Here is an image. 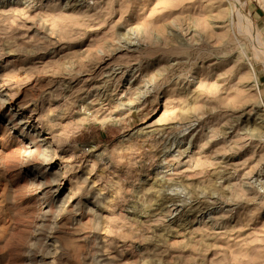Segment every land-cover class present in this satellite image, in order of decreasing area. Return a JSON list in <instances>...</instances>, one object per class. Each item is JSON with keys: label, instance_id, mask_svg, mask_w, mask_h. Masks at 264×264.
Instances as JSON below:
<instances>
[{"label": "rangeland", "instance_id": "1", "mask_svg": "<svg viewBox=\"0 0 264 264\" xmlns=\"http://www.w3.org/2000/svg\"><path fill=\"white\" fill-rule=\"evenodd\" d=\"M0 264H264V0H0Z\"/></svg>", "mask_w": 264, "mask_h": 264}, {"label": "bare ground", "instance_id": "2", "mask_svg": "<svg viewBox=\"0 0 264 264\" xmlns=\"http://www.w3.org/2000/svg\"><path fill=\"white\" fill-rule=\"evenodd\" d=\"M52 146V145H51ZM40 193V192H39Z\"/></svg>", "mask_w": 264, "mask_h": 264}]
</instances>
